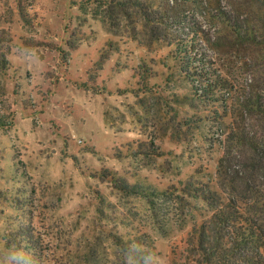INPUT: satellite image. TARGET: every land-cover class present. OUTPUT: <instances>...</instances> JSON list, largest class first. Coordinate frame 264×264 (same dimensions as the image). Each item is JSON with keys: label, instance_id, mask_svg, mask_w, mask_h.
Masks as SVG:
<instances>
[{"label": "rangeland", "instance_id": "rangeland-1", "mask_svg": "<svg viewBox=\"0 0 264 264\" xmlns=\"http://www.w3.org/2000/svg\"><path fill=\"white\" fill-rule=\"evenodd\" d=\"M75 1L0 0L7 121L0 128V264L34 259L24 245L21 252L5 248L4 234L18 229L48 250L45 264H173L171 246L181 250V237L203 219V204H181L175 192L150 203L100 174L160 189L181 185L219 156L215 145L226 127L208 115L220 113V104L191 99V84L177 72L169 79L168 49L112 35ZM177 1L170 40L198 41L239 87L264 84V0ZM139 73L151 77V89L137 84ZM203 111L208 120L196 123ZM135 228L155 252L128 254L126 234Z\"/></svg>", "mask_w": 264, "mask_h": 264}, {"label": "trees", "instance_id": "trees-1", "mask_svg": "<svg viewBox=\"0 0 264 264\" xmlns=\"http://www.w3.org/2000/svg\"><path fill=\"white\" fill-rule=\"evenodd\" d=\"M183 1L182 5L196 3L195 0ZM75 2L83 12L92 10L93 18L106 26L112 35L126 36L140 48L149 49L157 43L168 49L163 62L171 72L169 79L177 72L182 81L191 84V99L200 100L207 108L209 104H220L221 112H214L216 116L208 115V118L215 117L226 127L216 141L219 156L214 164L196 167L194 174L187 173L181 178V185L165 189L154 185L140 186L110 171L102 172L101 179L111 181L113 187L126 196H143L150 203L175 192L181 193V204L189 203L192 208L191 202L194 206L203 204L207 214L203 211V219L193 222L190 230L181 237V250L178 245L171 246L173 264H264V84L257 82L239 87L232 75L221 68L215 69L216 63L199 49L198 41L170 40L168 32L178 14L176 8L181 6L180 1ZM258 23L264 31L262 17ZM249 39L252 38L249 36ZM106 59L105 55L101 56L99 63L102 65ZM142 63L145 72L150 70L145 60ZM139 75L137 84L151 89V77ZM206 117L203 111L195 122L203 124L208 120ZM6 126V118L0 109V128ZM153 155L164 156L160 152ZM159 229L166 233L163 226ZM27 233V229L8 231L2 238L5 248L9 252H21L24 245L28 248L27 254L32 250L35 257L29 260L17 258L19 264H45L44 253L48 250L41 249ZM124 240L121 236V242H118L124 244ZM126 240L132 243V247L126 248L131 256L141 248L147 254L150 248L151 252L156 250L150 236L140 228L127 233Z\"/></svg>", "mask_w": 264, "mask_h": 264}]
</instances>
